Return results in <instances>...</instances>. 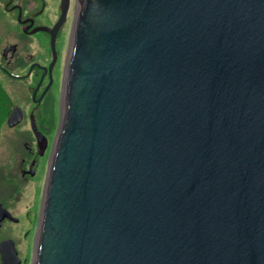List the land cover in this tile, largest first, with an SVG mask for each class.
Here are the masks:
<instances>
[{
    "label": "water",
    "instance_id": "obj_1",
    "mask_svg": "<svg viewBox=\"0 0 264 264\" xmlns=\"http://www.w3.org/2000/svg\"><path fill=\"white\" fill-rule=\"evenodd\" d=\"M64 87L34 264H264V0H79Z\"/></svg>",
    "mask_w": 264,
    "mask_h": 264
},
{
    "label": "flooded vegetation",
    "instance_id": "obj_2",
    "mask_svg": "<svg viewBox=\"0 0 264 264\" xmlns=\"http://www.w3.org/2000/svg\"><path fill=\"white\" fill-rule=\"evenodd\" d=\"M78 3L79 0H0V74L25 85L33 106L29 134L9 138L7 155L5 149L0 150L4 152L0 156V173L14 170L16 177L0 178V217L5 215L0 220V264L4 263V255L7 264L35 261L40 219L36 214L41 213L43 204V196L41 201L38 198L37 183L43 169L49 166L53 145L48 138L50 121L41 122L38 116L54 112L60 100ZM22 111L21 123L25 118L23 108ZM21 180L33 184L25 188L19 184Z\"/></svg>",
    "mask_w": 264,
    "mask_h": 264
},
{
    "label": "rangeland",
    "instance_id": "obj_3",
    "mask_svg": "<svg viewBox=\"0 0 264 264\" xmlns=\"http://www.w3.org/2000/svg\"><path fill=\"white\" fill-rule=\"evenodd\" d=\"M78 9V4L76 6V11ZM73 39V38H72ZM71 46H72V41L69 47V55H68V59H67V63H66V69H65V73H64V80L62 82V88H61V92H60V100L57 103V106L55 108V111L53 112V128L51 129V133L48 135V138L50 140V143L52 142V150H53V146L54 143L56 141V137H57V131H58V127H59V121H60V117H61V107H62V96H63V90H64V84H65V79H66V74H67V68H68V64H69V59H70V53H71ZM0 82L3 85V87L7 90V92L10 94V96L12 97V102H13V106L14 105H18L20 107L23 108L24 113H25V118L24 121L19 124L18 126H16V128H8L7 124L4 125V128L0 134V150L4 149L6 150V155L8 154V147L10 146L8 143V139L9 138H14L17 137L19 135L24 136L25 132H30V113L33 111V106H32V102H31V92L27 89V87L25 85H23L21 82H15V81H11L8 78L3 77L0 74ZM12 106V107H13ZM7 121V119H6ZM27 136V135H26ZM1 151L0 152V156L4 155V152ZM47 154H45L44 157V163L46 161V157ZM52 155V151L50 154V158ZM49 164H50V159H49ZM49 174V166L47 167V169H43V177H41V180L39 183H37V192H38V198L41 201L42 196L44 195V188H45V184H46V180ZM0 178L3 180L5 179H11L14 180L16 179V177L14 176V170H9L7 173H0ZM20 185L24 186L25 188L31 187V185L33 184L32 182L29 181H24L21 180V182L19 183ZM39 214L40 211L36 214L37 217L39 218Z\"/></svg>",
    "mask_w": 264,
    "mask_h": 264
},
{
    "label": "trees",
    "instance_id": "obj_4",
    "mask_svg": "<svg viewBox=\"0 0 264 264\" xmlns=\"http://www.w3.org/2000/svg\"><path fill=\"white\" fill-rule=\"evenodd\" d=\"M12 104V97L0 82V134L4 128V125H6V119L12 109ZM38 120H40L41 122L47 121V123L49 120L50 125L53 128V112L39 114ZM51 127L48 129V134L51 133Z\"/></svg>",
    "mask_w": 264,
    "mask_h": 264
},
{
    "label": "bare ground",
    "instance_id": "obj_5",
    "mask_svg": "<svg viewBox=\"0 0 264 264\" xmlns=\"http://www.w3.org/2000/svg\"><path fill=\"white\" fill-rule=\"evenodd\" d=\"M75 29V28H74ZM72 42H73V39H72ZM71 48H72V46H71ZM71 54V53H70ZM70 60V59H69ZM68 66H69V64H68ZM67 72H68V68H67ZM66 78H67V74H66ZM65 84H66V79H65ZM64 89H65V87H64ZM64 92H65V90H64ZM64 96V95H63Z\"/></svg>",
    "mask_w": 264,
    "mask_h": 264
}]
</instances>
